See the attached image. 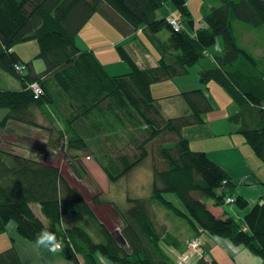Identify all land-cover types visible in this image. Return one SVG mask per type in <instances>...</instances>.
Instances as JSON below:
<instances>
[{
  "label": "trees",
  "instance_id": "obj_1",
  "mask_svg": "<svg viewBox=\"0 0 264 264\" xmlns=\"http://www.w3.org/2000/svg\"><path fill=\"white\" fill-rule=\"evenodd\" d=\"M168 2L188 32L176 31L166 18H157V11ZM95 13L124 35L141 31L159 56L156 67L139 68L122 46L118 47L120 57L130 72L112 77L92 53L80 51L76 36ZM231 16L251 28H264V0H220V5L205 15L202 29L194 28L184 0H0V73L21 86L18 91L0 89V111H6L2 120L28 122L27 115L45 99L51 100L48 115L58 114L66 123L102 110L115 120L112 103L121 102V107L137 118L135 129L145 127L146 136L142 141L136 136L125 141L130 155L119 158L117 166L121 167L115 176L102 167L108 180L115 182L140 165L148 156V145L158 143L157 148L152 147V157L159 161L152 167L149 197L128 198L124 211L114 208L123 224L117 233L96 218L81 193L53 165L52 151L29 142L39 159L26 158L4 149L0 140V235L11 221L18 235L29 242L37 241L41 231L52 232L62 243L65 257L75 264H79L80 255L85 264H99L98 255L111 264H175L165 249L182 251L183 240L178 229L157 224L155 210L159 208L169 221H173L171 217L185 221L197 239H228L264 264V200L251 208L243 225L232 218L215 217L206 203L212 202L214 207L224 204L228 175L205 153L191 151L189 140L182 135L185 128L204 124L203 115L212 111L210 99L203 89L179 93L189 111L166 119L151 93L153 84L186 76L215 40L222 38L223 53L215 56L216 66L199 73V82L204 86L215 82L229 95L237 111L228 122L264 164V62L238 47ZM163 32L168 34L166 40L159 37ZM31 40L37 42L36 58L44 65L38 74L31 61L20 62L12 51L15 45ZM132 42L137 44L136 39ZM20 63L26 67L23 73L14 70ZM28 83L44 88V95L36 100L26 89ZM74 109L80 110L79 115ZM141 144L146 152L137 158L133 150ZM71 145V140L63 143L67 151ZM167 194L174 195L181 208L166 198ZM90 203L103 204L97 196ZM234 203L240 209L247 207L240 197ZM36 204L47 223L34 215L31 206ZM70 219L75 223L66 227L64 222ZM202 246L204 256L208 247ZM0 264H22L13 245L0 253ZM199 264L218 263L201 259Z\"/></svg>",
  "mask_w": 264,
  "mask_h": 264
},
{
  "label": "crops",
  "instance_id": "obj_2",
  "mask_svg": "<svg viewBox=\"0 0 264 264\" xmlns=\"http://www.w3.org/2000/svg\"><path fill=\"white\" fill-rule=\"evenodd\" d=\"M184 2L187 10L191 14L195 29H202L205 23L200 18L202 16L205 17L212 8L220 5V0H214L208 4L202 3L201 0H184ZM191 3H193V5L189 7ZM216 3H219V5H215ZM194 8H198V13L202 12V15L196 17L198 13L196 14L194 12ZM156 16L158 19H167L169 16H176L179 18L178 12H176L175 7L170 2L166 3L157 11ZM231 22L238 47L249 52L254 58L264 62V29L257 30L248 27L244 23L234 20L232 16ZM178 31L188 32L189 30L186 24H182ZM165 33L159 34L162 40H166L168 37V34ZM131 34L124 35L122 31L108 23L101 14L95 13L88 23L80 30L75 41L80 51L92 53L102 65L105 72L112 77L126 75L130 71L128 64L120 57V50H118V47L122 46L126 48V51L130 52L138 66L142 68L156 67L159 56L156 51L150 50L147 46V43L149 45L150 43L143 36L141 31L136 32L135 35ZM133 39H136L139 45L145 47L144 52H142L140 47V50L138 49L136 43L132 42ZM223 50L224 45L222 39L218 37L214 45L205 52L199 64H196L198 72H192L191 69H188V74L185 77L153 84L151 86V93L156 100L159 99L161 101L164 107H166V111L169 113L173 108L171 105L173 100H180L179 104L175 105L179 107L177 111L180 112V115H169L171 117L163 112V106H160L159 103H157L158 101H155L160 112L161 110L163 112L161 113L162 116L166 119L167 117L172 118L184 115L189 111L178 95L179 93L203 89L205 95L210 99L212 111L203 115V117H205L204 124L199 127L186 128L182 131V135L189 140V146L192 151L205 153L210 161L219 165L226 172L229 178L227 188L231 189L230 192L226 191V197L234 199L240 197L247 203L245 209H240L235 203L214 207L212 206V202H207L208 210L217 218H232L243 225L245 224L244 218L251 208L264 200V185L262 184L264 182V164L256 157L244 137L234 132L235 126L228 122V117L237 111L229 95H227L222 87L212 81L207 83L206 86L199 82V73L204 68L216 66L215 56H220ZM14 52L20 62H30L33 58V55L29 54L26 50L18 49L14 50ZM35 53H38V50ZM33 71L36 73L34 69ZM8 78L11 79L10 76ZM162 83H170L173 87L172 92L174 93L168 96L165 95L162 98L159 97L160 95H154V91L156 92L158 89L157 87H163L159 86ZM8 84L10 89L14 91L21 89L20 83L15 80L8 82ZM167 108L169 109L167 110ZM33 110L34 108L27 115L26 120H28V122H20L11 119L2 120L6 115V111H0V140L2 142V147L22 157L39 159V157L36 156V151L33 149L35 151L34 154L27 147L29 146V142H34L36 145L45 148L47 152H49V150L52 151L53 165L59 168L65 180L78 191L80 190L76 187V181H85L86 178L84 175H86V173L90 174L93 179L100 184V187L102 185L108 187V181L102 171V167L108 164L117 166L120 157L117 158L116 155L112 156L111 154L114 147L110 141V134L111 130L114 129L109 130V132L107 131L106 125L108 117L106 112L104 110L98 111L95 113L96 115H87L86 118H78L72 123L69 121L68 123L64 122L61 117L60 121L63 123V126L57 129L48 118V115L45 117L39 116L34 120ZM68 124L72 126V132L76 133L77 137H73V140H71L72 145L69 147L68 151L63 148V152L66 153L65 156L63 153H58L60 147H57V141L62 138V136L59 135L61 130ZM31 135L35 137L42 136L41 139H39L41 142H38L36 139H30ZM86 149L88 152H84ZM67 167L71 170L73 175L67 172ZM149 195L150 193L141 196L146 198L149 197ZM32 207L33 205L31 208ZM103 207L104 205H97L91 208L97 219L107 228L109 226L107 225V218L105 217L103 219ZM64 225L66 227L73 226L70 220H66ZM108 230L113 232L114 229ZM4 233H6L11 240L10 246H14L22 264H75L66 259L65 253H49L46 248L37 247V241L29 242L21 238L16 231V225L14 223H9ZM198 239L201 244L204 243V246L206 245L208 247V250L203 252V254L205 253L204 256L193 258L191 264H199L201 259L209 261L214 259L218 264L261 263L259 259L251 255L244 247L234 246L228 239L218 237L209 239L205 236H200ZM187 241L188 239L183 241V249ZM165 250L175 262L181 254L179 250L170 248ZM96 259L99 264H110L102 257L97 256Z\"/></svg>",
  "mask_w": 264,
  "mask_h": 264
},
{
  "label": "rangeland",
  "instance_id": "obj_3",
  "mask_svg": "<svg viewBox=\"0 0 264 264\" xmlns=\"http://www.w3.org/2000/svg\"><path fill=\"white\" fill-rule=\"evenodd\" d=\"M201 1H202V3L204 2V3L208 4L214 0H201ZM192 5H193V3H191L189 7H192ZM215 5H219V3L218 4L216 3ZM194 12L197 14L198 8H194ZM199 15H202V12L198 13V16H196V17H199ZM200 19L202 21H204L203 16ZM245 25H247V24H245ZM247 26L250 27L249 25H247ZM256 29L262 30L264 28H256ZM165 34H167V33H165ZM147 46L150 48V50L154 51V49L148 43H147ZM18 49L19 50H26L27 52H29V54L33 55V58L31 59L32 67L34 66L33 69L36 71L37 74L41 73L44 70L43 62L40 59L35 58V56L38 54L35 52L37 50L39 52V47H38V44L36 41L31 40V41H26V42L17 44L12 48V51L14 52V50H18ZM194 66L190 67L189 69H191L192 72H198L197 65H194ZM14 70H15V66H14ZM0 75H1V77H0V89L1 90L14 91V90L10 89V86L8 84V82L14 81L13 77H11V79H9L8 78L9 75H7L3 72H1ZM183 77H185V76H183ZM178 78H182V77H178ZM215 84H217V83H215ZM159 86H163V87H157L158 89L156 92L154 91V95H156V94L160 95L159 96L160 98L164 97L165 95H167V96L170 94L172 95L174 93V92H172L173 87L170 85V83H162ZM43 91H44V88H43ZM179 101L180 100H177V99L173 100V102L171 103L173 108L171 109V111L169 113L166 111V107H164V105L161 103V101L159 99L156 100V102L159 103L160 106H163V112L167 113L168 116L169 115H180L179 114L180 112L177 111L179 109V107L175 106L176 104L177 105L179 104ZM112 105L115 108V116H114L115 120L108 119L110 121V123L112 124L111 129H114V130H111V134H110V141H111L112 146L114 147L111 154L115 153L117 158H119V157L123 156L124 154L130 155V152H129L130 146H127V147L124 146L125 141L127 139H129V137L136 136L139 141H142L145 138L146 134L144 133L145 127L137 128V130L135 129L134 124H135L137 118L134 116H128L129 113L124 110V107H121V102H119L118 104L113 102ZM156 106H158V105L156 104ZM168 109L169 108H167V110ZM73 111L77 112L79 115V112H80L79 109H74ZM163 112L161 110V113H163ZM85 116L81 115V116H79V118H83ZM169 117H171V116H169ZM203 118L205 119V117H203ZM62 126H63V123L60 122V125L58 126V128H61ZM59 135L61 136V133ZM41 137L42 136L35 137L34 135H31L30 139H32V140L36 139L38 142H41V140H39V139H41ZM73 137H77L76 133L70 132V133L62 136V138L57 141V147H60V149H59L60 151H58V153L59 152L65 153V152H63V148H64L63 143L65 144L66 142H68V140H73ZM130 142H131V140H130ZM153 146H155V148H157L158 143L147 146V148H146L147 152H148L147 158L141 163V165L136 169V171L134 173L130 174L128 177H125V178L121 179L120 181H118L114 184H111L109 186V193L107 195L105 193L106 192L105 185H102L101 186L102 188H101L100 184L98 182H96L93 179V177L88 173H86V175H84V177L86 178L85 181H81V182L79 180L76 181V185H77L76 187L80 190L79 192L82 193V196L85 200L89 201V200H91V198L94 195L100 194L99 196H97V198L99 200H102L103 205L106 203L105 206L103 207L104 208L103 219L105 217L107 218V225L109 226V227H107L108 229H114L113 231L118 233L123 227V224L120 220L119 215H117V213L114 212V210L109 205L113 204V205H115V208L117 210L123 211V210L128 208V203H127L128 198L142 199L145 197H143L141 195H146V194L151 193L149 180L152 178L151 177V175H152L151 169L153 166H155L156 160H157L156 159L154 162L155 158L152 157V147ZM27 147H28V149H30L35 154V151L33 150V146L29 145ZM155 148H153V149H155ZM84 152H88V150L86 149V150H84ZM36 156L38 157L37 154H36ZM158 163H159V161H158ZM105 167L112 176H115L117 174V172L119 171L121 166L119 165L116 167V166H110L108 164ZM67 172L70 175H73V173L71 172V170L68 167H67ZM226 191L230 192L231 189L227 188ZM166 198L173 201L178 207H180V203L178 202V200L176 199V197L174 195L167 194ZM35 210H36V212H38L36 207L34 206V211ZM155 213H156V222L158 225L165 226L166 229H171V230L178 229V233L180 234V237H182V240L184 241L185 239H188V241L186 242V245H187L188 251H189L188 254H185L187 252L186 245H185V248L181 251V254L177 258L175 264H182V263L191 264V262L193 261V258L201 257L202 251H203V246L201 244V251H198L196 249H192V248H194V245H192L190 247L191 242L197 238H195L194 235H192V233L188 231V229L184 223L185 221L175 220L172 217H171V219L173 221H169L166 218V216H167L166 212L159 209V208L155 210ZM10 244H11V240L6 235V233L1 234L0 235V253L7 250L9 248ZM251 255H253V254H251ZM255 257L261 261V259L258 256H255ZM77 258L79 260V256ZM184 258H185V261H184ZM206 261L209 262V260H205V262Z\"/></svg>",
  "mask_w": 264,
  "mask_h": 264
},
{
  "label": "bare ground",
  "instance_id": "obj_4",
  "mask_svg": "<svg viewBox=\"0 0 264 264\" xmlns=\"http://www.w3.org/2000/svg\"><path fill=\"white\" fill-rule=\"evenodd\" d=\"M176 12H178L177 10H176ZM178 16H179V18H180V15H179V13H178ZM181 19V18H180ZM222 39V38H221ZM222 43H223V41H222ZM138 44V43H137ZM137 47H138V49H139V47L141 48V50H142V52H144L145 51V47L143 46V45H137ZM153 48V47H152ZM154 49V48H153ZM140 50V49H139ZM155 51V50H154ZM128 52V51H127ZM129 54H130V52H128ZM130 56L132 57V55L130 54ZM133 58V57H132ZM133 60H134V58H133ZM124 61V60H123ZM125 62V61H124ZM134 62H135V60H134ZM126 63V62H125ZM135 64H136V62H135ZM136 66H138L137 64H136ZM139 68H142V67H140V66H138ZM129 69H130V67H129ZM130 72V71H129ZM175 79V78H174ZM26 89L27 90H29L30 92H31V83H28V84H26ZM43 95H44V92H43ZM182 99V98H181ZM183 100V99H182ZM184 102V101H183ZM184 104H185V102H184ZM186 105V104H185ZM50 109H51V100H48V99H45V101H43V102H41L40 104H38V105H36L35 106V108H34V110H33V119L35 120L36 118H38L39 116H42V117H45V116H47L48 115V113L50 112ZM130 110V109H129ZM133 110V109H132ZM51 115V114H50ZM50 115H48V118L51 120V122L55 125V127L57 128V129H59L58 128V126L60 125V118H59V116L57 115V114H53L54 116H51L50 117ZM131 115V113H129L128 114V116H130ZM87 117V116H86ZM86 117H83V118H86ZM82 118V119H83ZM109 121V120H108ZM110 122V121H109ZM109 122H107V125H106V128H107V131L109 132V130H111V126H110V124H109ZM186 129V128H185ZM70 132H72V126L71 125H66V126H64L63 127V129L61 130V136H64V135H66V134H68V133H70ZM190 147V146H189ZM192 151V150H191ZM144 152H146V149L142 146V144L140 145V147L139 148H137V149H135V150H133V154L137 157V158H140L141 156H142V154L144 153ZM194 152V151H193ZM113 155H115V153H112V156ZM120 163V162H119ZM110 165V164H109ZM141 165V164H140ZM140 165H138V166H136L135 168H133L129 173H127L125 176H123L122 178H119L117 181H115V182H111V181H109L108 180V177H107V172L104 170V169H102V171H103V173H104V175L106 176V179H107V181H108V187L107 186H105V188H106V195L109 193V186L111 185V184H114V183H116V182H118V181H120L121 179H123V178H125V177H128L130 174H132V173H134L135 171H136V169L140 166ZM110 166H112V165H110ZM219 166V165H218ZM151 173H152V169H151ZM151 177H152V175H151ZM154 179V177H152L150 180H149V182H150V185H151V183H152V180ZM223 184H226V181H224L223 182ZM100 194H96V195H94V196H99ZM93 196V197H94ZM92 197V198H93ZM91 198V199H92ZM229 198H231V197H226L225 198V200H224V204H229V203H227V199H229ZM233 199V201L235 202V199L234 198H232ZM87 201V200H86ZM90 201L91 200H89V201H87L88 203H89V205H90V207H93V206H97V205H95V204H92V203H90ZM233 202V203H234ZM233 203H230V204H233ZM106 204V203H105ZM105 204H104V206H105ZM100 206H102L103 204H99ZM34 206H36V209H37V211L38 212H36V210H35V216L38 218V219H40L41 221H43L44 223H47V221H46V218L44 217V215L42 214V212H41V209H40V206L39 205H33V207ZM113 210H114V212H116L115 211V205H113V204H111V205H109ZM33 207L31 208L32 209V211H33ZM92 209V208H91ZM126 210V209H125ZM124 211V210H123ZM34 212V211H33ZM95 215V214H94ZM97 218V217H96ZM9 223H14L15 224V222H13V221H11V222H9ZM70 223H72V224H74L75 223V221L74 220H72V219H70ZM7 226H8V224L6 225V228H7ZM62 244V243H61ZM206 250H208V248L206 249ZM48 251V250H47ZM49 253H53V252H50V251H48ZM63 253L64 254V250H63V246H62V249L61 250H58V251H56V252H54V253ZM208 253V252H207ZM78 257V256H77ZM67 259V258H66ZM68 260V259H67ZM68 261H70V260H68ZM108 261V260H107ZM70 262H72V261H70ZM85 261H84V257L82 256V255H80L79 256V264H85L84 263ZM109 262V261H108ZM110 263V262H109ZM111 264V263H110Z\"/></svg>",
  "mask_w": 264,
  "mask_h": 264
},
{
  "label": "built area",
  "instance_id": "obj_5",
  "mask_svg": "<svg viewBox=\"0 0 264 264\" xmlns=\"http://www.w3.org/2000/svg\"><path fill=\"white\" fill-rule=\"evenodd\" d=\"M168 20V23L169 25L176 31L180 30L181 26H182V22L180 21V19L176 16H169L167 18ZM26 70V67L25 65L23 64H17L15 65V71L19 72V73H23L24 71ZM31 91H32V94L34 96V98L36 100L40 99L42 96H43V90L42 88L37 84V83H31ZM88 159V158H87ZM233 199L232 198H229L227 199V203H233ZM194 245V248L192 249H196L198 251H201V242L198 240V239H195L194 241L191 242L190 244V247ZM186 250L187 252L185 254H188V247L186 246ZM184 261H185V258H184ZM182 264H185V263H182Z\"/></svg>",
  "mask_w": 264,
  "mask_h": 264
},
{
  "label": "clouds",
  "instance_id": "obj_6",
  "mask_svg": "<svg viewBox=\"0 0 264 264\" xmlns=\"http://www.w3.org/2000/svg\"><path fill=\"white\" fill-rule=\"evenodd\" d=\"M37 247H44L50 252H56L62 249L54 233L49 231H41L37 236Z\"/></svg>",
  "mask_w": 264,
  "mask_h": 264
}]
</instances>
